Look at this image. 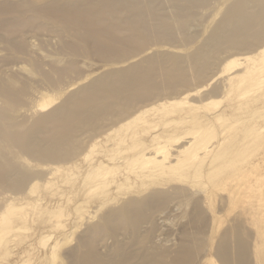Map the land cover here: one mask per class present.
Wrapping results in <instances>:
<instances>
[{
    "label": "rangeland",
    "instance_id": "1",
    "mask_svg": "<svg viewBox=\"0 0 264 264\" xmlns=\"http://www.w3.org/2000/svg\"><path fill=\"white\" fill-rule=\"evenodd\" d=\"M45 1L31 7L29 32L0 33V206L28 213L21 232L5 230L0 264H220L214 253L228 219L248 205L264 211V15L252 16L264 0H69L71 12L95 22L91 36L102 48L89 55L87 31L78 39L36 16ZM76 43L86 49H62ZM31 58L55 78L68 64L74 72L54 84ZM123 76L136 83L118 99L99 94L89 103L108 109L74 124L61 160L40 162L12 145L9 132L22 135L91 83ZM218 114L224 119L209 124ZM190 128L206 139L200 153L226 137L217 150L228 157L168 171L125 161L156 136ZM237 184L241 195L230 202Z\"/></svg>",
    "mask_w": 264,
    "mask_h": 264
},
{
    "label": "bare ground",
    "instance_id": "2",
    "mask_svg": "<svg viewBox=\"0 0 264 264\" xmlns=\"http://www.w3.org/2000/svg\"><path fill=\"white\" fill-rule=\"evenodd\" d=\"M77 1L84 2L86 0ZM243 1L244 0H242V2ZM35 3H37L36 0H0V33L2 32L6 35L12 36L17 33L26 34L29 32L26 30V27L32 22L33 18L28 16V13L31 12L32 8H34L33 4ZM71 4L72 2L69 0L67 2H61L60 0H49L48 2L47 0L42 3L41 6H38L36 10L33 9V12L35 11L34 13L37 14L36 16H41L56 21L60 27H64L60 28L62 29L61 32L67 30L75 32V35H72L78 39L79 36L82 35V31H87L86 34L88 37H83V41L87 40L88 38L91 40L89 41L90 43H85L88 45L91 44L87 54L89 55L91 52L94 54L96 50L99 51V49L102 48L98 46L96 40L91 36L95 22L91 23L86 21V19L83 18L85 17V12L80 8L75 9V12H71L72 10L69 8ZM261 15H264V8L261 9V13L252 14L253 17H260ZM252 26L254 27V25ZM37 28L44 29V26H38ZM7 43L12 47V49H14V51H18L20 48V46H17L13 43ZM78 44L81 43L65 44L63 47H61L66 52H71L74 51L77 46L80 47ZM24 46L25 45H23V47ZM80 48H83L82 50L86 49L84 45H81ZM31 62L35 72H41L42 74L45 73L44 79L48 82L54 81V84L61 83L66 76L74 72L73 69L70 68L72 65L68 64L63 70H57L58 76L55 78L51 76L50 72L43 71L40 61L31 58ZM51 67L53 70L56 69L53 67V64ZM174 71L175 69H172L169 72V75L172 76ZM132 78L123 76V79L119 78L109 85L104 79H99L91 83L90 85L83 88L80 96L78 94L77 96L74 95L68 97L65 104H61L54 108L46 115V117L37 121L34 125L22 133V135L19 133L9 132L12 145L18 147L20 150L26 152L27 154L31 155L32 158L40 162L49 163L61 160L65 155H67L64 153L62 146L65 145L66 140L74 131V124L93 121L94 118L106 112L108 109L107 106L99 104L93 108H90L88 106L89 103L98 100L97 98L99 94L108 95L107 97L110 96L114 100L120 98L124 94L128 84L130 87L133 83H136V78ZM137 84L140 85L141 82H137ZM0 93H6V89L4 87H0ZM53 101L54 98L49 99V101L40 104L39 107L45 108ZM0 117H5L2 111H0ZM207 118L209 124L215 122L214 120L219 122L224 119L221 114L209 116ZM224 130L225 129L222 131ZM198 131L199 129H186L179 136L170 137L169 139H165V141H161L160 137L156 136L154 138L153 144L148 146L142 145V147H144L140 149V151H138L133 157L126 158L125 161L129 163L133 158L134 162L138 160L141 163V167H153L157 165L161 166L159 171H168L177 170L180 164L191 161H199V159L204 158L205 156H210L209 159L211 158V161L216 160V158L224 159L228 157L222 156V154H220L217 150L220 149V147L225 143L226 137L221 138L215 145L205 147L206 152L200 153L201 146L206 139L197 138L195 135L198 133ZM26 135L27 139H24ZM41 135H43L44 138H41ZM190 135H193V139H190ZM21 136L24 137L22 138ZM214 168L215 167H210L208 170L206 169V174L209 175L211 172H214ZM96 169H103V167L100 165L97 166ZM109 172L111 171L108 170L107 167L103 176L106 177ZM30 178H27V180H30ZM26 182L28 181H25L24 183L26 184ZM24 183H17L20 185V188L19 186L18 188H23ZM34 185L30 188V194L32 193V195L35 192ZM107 185H109V183ZM240 186L241 185L237 184L236 187L230 191L232 193L230 199L228 197L230 202L237 196L241 195ZM246 189H248V192L253 191L250 184L247 185ZM260 189L261 188H259V190ZM31 205L34 210L37 208L36 203ZM21 206L22 204L17 206L12 202L5 203L0 206V248L2 245L4 246V244L8 242L3 235L6 231L8 232L9 230L10 232H17L22 228L25 229L26 224L23 225L22 223L25 221L24 219L28 217V213H24V211L23 213H15L16 211L23 209L24 206L22 209H20ZM263 217L264 211H261L259 208L254 209L253 205L252 207L248 205L247 208L241 212H237L231 219H228L227 228L219 238L214 253V257L220 262V264H264ZM225 221L226 220L222 221V218L220 217L218 223H216V227H221V224ZM255 225L256 228L253 227ZM251 227L254 230H251ZM58 245L59 243L54 245V253ZM210 263L217 264V261L210 259ZM117 264H119V262H117Z\"/></svg>",
    "mask_w": 264,
    "mask_h": 264
}]
</instances>
